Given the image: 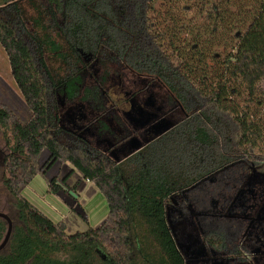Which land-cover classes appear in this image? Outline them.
I'll use <instances>...</instances> for the list:
<instances>
[{
	"label": "trees",
	"instance_id": "trees-1",
	"mask_svg": "<svg viewBox=\"0 0 264 264\" xmlns=\"http://www.w3.org/2000/svg\"><path fill=\"white\" fill-rule=\"evenodd\" d=\"M34 8L28 26L18 0H0V42L31 110L22 123L0 106V179L15 209L0 264H185L167 219L172 197L216 173L232 178L237 164L264 171V0H44ZM93 60L156 78L184 117L116 161L60 120V97L95 99V90L81 88ZM56 161L69 162L103 195L101 225L65 235V223L20 193ZM69 174L47 179L48 192ZM6 229L0 218V241ZM225 231L208 228L203 242L249 261Z\"/></svg>",
	"mask_w": 264,
	"mask_h": 264
},
{
	"label": "rangeland",
	"instance_id": "rangeland-1",
	"mask_svg": "<svg viewBox=\"0 0 264 264\" xmlns=\"http://www.w3.org/2000/svg\"><path fill=\"white\" fill-rule=\"evenodd\" d=\"M43 1L18 0L28 26L37 13L34 5ZM47 61L55 69L61 64L53 57H48ZM102 64L93 60L83 72L81 88L95 90V99H75L66 103L60 97V120L65 128L85 136L119 161L168 130L184 117L185 112L178 104H171L168 90L156 78L138 75L123 64ZM258 88L264 101L263 80L258 83ZM0 106L22 123L31 116V110L12 76L8 53L1 42ZM76 118L78 120H74ZM99 121L107 125V130H102ZM5 153V142L0 131V177ZM48 154L46 149L41 152L39 165L43 164ZM66 165L55 164L47 176L57 171L66 172ZM230 170V173L233 172L232 178L224 179L222 172L216 173L170 200L167 219L176 244L185 257V264H264V171L242 164L234 165ZM38 177L43 180L45 176L41 174ZM32 185L38 193L41 192L38 180H34ZM63 193L65 199L78 206L80 197ZM0 212L11 219L15 218V209L1 179ZM82 223L68 225L65 235L86 230ZM219 225H223V230L227 231L230 244L240 242L249 249V261L236 262L203 245L201 233Z\"/></svg>",
	"mask_w": 264,
	"mask_h": 264
},
{
	"label": "crops",
	"instance_id": "crops-1",
	"mask_svg": "<svg viewBox=\"0 0 264 264\" xmlns=\"http://www.w3.org/2000/svg\"><path fill=\"white\" fill-rule=\"evenodd\" d=\"M74 120L78 119L76 118ZM77 123L80 122L78 121ZM57 163L59 165L67 164L66 167L68 170L62 173L57 171L55 174H50V176H47L49 175L48 172L51 170V168ZM69 172V176H67L65 183H63L67 189H64L60 186L57 193L53 194L48 192L47 179L54 175L66 177L67 173ZM41 174L42 173L36 174L34 178L27 184L23 185L20 190L22 195L30 203H32L53 222L62 221L65 223L66 229L68 228V225H72V223L77 224V222H83L84 224H82L84 225V229H87L88 227L95 228L103 223L108 214V206L105 198L99 192L97 187L92 182L84 179L81 173L72 167L69 162H54L50 168H48L45 173L42 174L46 177H44L43 180L38 177ZM34 180H38L39 184L41 185V192L39 193L35 188H33L32 184ZM68 190H72V193H74L73 196L75 198L80 197L77 200V207H75L73 201L71 202L64 198L65 194L63 192L69 195L71 194L68 193ZM60 192H62V195H60Z\"/></svg>",
	"mask_w": 264,
	"mask_h": 264
},
{
	"label": "water",
	"instance_id": "water-1",
	"mask_svg": "<svg viewBox=\"0 0 264 264\" xmlns=\"http://www.w3.org/2000/svg\"><path fill=\"white\" fill-rule=\"evenodd\" d=\"M59 184H60V186L62 188L67 189L66 186L63 185L62 183H59ZM68 191H69V193L74 195V193H72V190H68ZM0 218H3L7 222L6 232H5L4 237L2 238V240L0 241V251H1L6 246V244L8 243V240L10 238L13 225H12L11 219L8 217V215L6 213L0 212Z\"/></svg>",
	"mask_w": 264,
	"mask_h": 264
},
{
	"label": "flooded vegetation",
	"instance_id": "flooded-vegetation-1",
	"mask_svg": "<svg viewBox=\"0 0 264 264\" xmlns=\"http://www.w3.org/2000/svg\"><path fill=\"white\" fill-rule=\"evenodd\" d=\"M258 172H259V171H258ZM259 173H260V172H259ZM260 174H261V176H262V173H260ZM260 174H259V175H260ZM261 176H260V177H261ZM239 224H240V223L238 222L237 225L239 226ZM259 225H260V223H259ZM210 228H211V227H210ZM206 230H207V229H206ZM204 232H205V231H203V232L201 233V240H202L203 245H204L205 247H207V246L205 245V243L203 242V238H202V234H203ZM239 243H240V242H239ZM240 244H241V243H240ZM241 245L243 246V244H241ZM243 247H245V246H243ZM207 248H208V250L213 251V250L210 249L209 247H207ZM245 248H246V247H245ZM246 250L249 251V249H247V248H246ZM213 252H216V251H213ZM217 253H222V252H217ZM248 253H249V252H247V255H249ZM222 254L225 255V253H222ZM225 256H226V255H225ZM226 257H227V256H226ZM231 259H233V258H231ZM233 260H234V259H233ZM234 261H235V260H234ZM239 263H242V262H239Z\"/></svg>",
	"mask_w": 264,
	"mask_h": 264
}]
</instances>
